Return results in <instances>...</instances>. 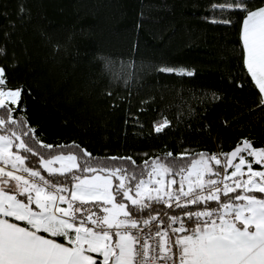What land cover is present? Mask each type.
<instances>
[{
	"label": "trees",
	"instance_id": "trees-1",
	"mask_svg": "<svg viewBox=\"0 0 264 264\" xmlns=\"http://www.w3.org/2000/svg\"><path fill=\"white\" fill-rule=\"evenodd\" d=\"M213 2L0 0V49L4 50L0 67L5 70L8 87L23 89L22 103H7L17 123L5 128L18 133L27 130L19 127L23 117L35 129L29 135L34 137L31 146L38 155L21 152L28 157L26 164L45 178L64 180L49 177L39 160L71 151L82 164L99 160L110 167H139L145 171L142 178L148 180L146 173L153 161L173 162L174 175L167 177L174 178L177 183L173 187L179 188V168L200 159L198 153H228L245 139L255 149L264 148L263 98L239 55L242 15L213 12ZM214 16H230L232 23L213 24ZM106 60L117 67L130 62L134 75L127 83L124 77L113 80L105 70ZM162 64L191 68L195 75L159 73L155 69ZM164 118L170 124L157 133L153 125ZM35 137L54 147H40ZM12 143L19 141L12 138ZM73 144L91 156H84L75 147H56ZM12 151L17 150L13 147ZM112 156L132 157L135 164L132 160L105 159ZM247 159L252 161L253 157ZM209 165L217 167L212 161ZM253 168L261 169V165L253 163ZM102 175L119 184L110 173ZM135 183L126 180V184ZM129 194L135 198L134 191ZM125 203L131 207L130 202ZM166 210V205L153 203L139 216L159 213L158 217ZM181 212L173 207L167 213ZM163 220L170 222L167 215Z\"/></svg>",
	"mask_w": 264,
	"mask_h": 264
},
{
	"label": "snow or ice",
	"instance_id": "snow-or-ice-1",
	"mask_svg": "<svg viewBox=\"0 0 264 264\" xmlns=\"http://www.w3.org/2000/svg\"><path fill=\"white\" fill-rule=\"evenodd\" d=\"M210 7L213 12L242 15L239 55L260 93L264 94V0L259 3L257 0H214ZM19 11L24 14L23 5ZM210 22L230 25L232 19L214 16ZM3 52L0 49V54ZM130 69V62H121L119 67L111 60L105 62V70L113 80L124 77L127 83V78L134 75ZM155 70L178 76L195 75L194 69L166 64ZM22 91V87H8L5 70L0 67V131L4 132L0 134V165H3L0 166V264H264V195H255L264 194V148L255 149L252 142L245 139L228 153H198L200 159L192 160L187 168H179V190H171V185L177 183L171 178L163 194L147 185L158 184L164 176H173L176 167L173 162L157 164L153 161L151 170L146 173L149 179L145 180L142 178L145 171L139 167H110L99 160L95 164H82L78 154L70 151L39 160L49 177H65L64 180L48 179L30 163L26 164L28 157L20 154L38 155L31 146L34 137L29 135L35 129L29 127L23 117L19 127L27 130L18 133L5 128L6 124L17 122L11 115L13 109L3 98L19 105ZM107 94L111 96L112 92ZM260 105L264 106V99L260 100ZM169 124L164 118L153 127L160 133ZM12 138L19 143L13 145ZM35 139L42 148L54 147L42 143L38 137ZM13 147L16 152L12 151ZM56 147H75L84 156H91L76 144ZM248 156L253 160L249 161ZM237 158L239 162L234 164ZM105 159L132 160V157ZM209 161L217 167H211ZM132 162L135 164L134 160ZM57 163L59 168L53 166ZM253 163L261 165V169H254ZM244 167L247 172L243 171ZM229 168L234 171L229 173ZM74 169L100 174L76 175ZM105 172L119 180V184L114 185L109 176L102 175ZM18 173H25L28 178ZM126 180L137 183L126 184ZM230 180L231 183L226 182ZM10 182H15L14 187ZM133 191L135 198L129 194ZM125 201L130 202L131 207ZM170 201H175L176 208L182 210L175 215L165 213L171 223L163 230L160 228L163 220L147 232L138 229L139 223L147 227L159 215L148 213L141 218L140 213L152 208L153 203L171 208ZM65 204L66 207L61 206ZM192 205L198 207L191 208ZM8 218L22 221L25 226ZM173 224L179 226L172 227ZM58 237L63 240L56 239ZM89 253H97L103 259Z\"/></svg>",
	"mask_w": 264,
	"mask_h": 264
},
{
	"label": "rangeland",
	"instance_id": "rangeland-1",
	"mask_svg": "<svg viewBox=\"0 0 264 264\" xmlns=\"http://www.w3.org/2000/svg\"><path fill=\"white\" fill-rule=\"evenodd\" d=\"M4 99V102L5 103H9V101H8V98L7 97H4L3 98ZM239 162V161H238ZM237 162V163H238ZM3 166V165H2ZM54 167H56V168H59L60 167V164L59 163H57V164H55V165H53ZM234 171V170H233ZM243 171H245V172H247V168L245 167V168H243ZM18 174H20V173H18ZM250 174V173H249ZM195 177H193L192 179H194ZM111 179V178H110ZM153 179H159V178H157V177H153ZM169 179H171V178H168L167 176H164L163 177V179L162 180H160V182L158 183V184H149V185H147V187L149 188V189H159L160 190V192H161V194H163L166 190H167V181L169 180ZM12 185H13V187H14V183L15 182H10ZM174 186V184L173 185H171V190L172 191H174V192H176V190H174L173 187ZM7 190V189H6ZM185 190H187V189H185ZM156 193L155 192H152V195H155ZM18 199H21V200H23V199H25L24 197H17ZM165 199H167V197L165 196L164 197ZM158 204H162V203H158ZM164 205V204H163ZM62 206V205H61ZM32 207L34 208L35 207V205H32ZM63 207V206H62ZM109 207H110V205H109ZM102 214V213H101ZM9 219V221L10 222H15V223H18V224H20L21 226H25L24 224H23V222L22 221H13L12 220V218H8ZM45 235H48V234H46V233H44ZM89 255H91V256H93L94 258H96V259H100V260H102L103 258H102V256H100V257H98L99 255L97 254V253H89Z\"/></svg>",
	"mask_w": 264,
	"mask_h": 264
},
{
	"label": "built area",
	"instance_id": "built-area-1",
	"mask_svg": "<svg viewBox=\"0 0 264 264\" xmlns=\"http://www.w3.org/2000/svg\"><path fill=\"white\" fill-rule=\"evenodd\" d=\"M220 159H221V161H222V163L224 162V157L223 156H221V157H219ZM0 166H2V165H0ZM21 175H24L26 178H28L27 177V174H25V173H20ZM247 177H245V179H246ZM227 183H231V180L230 181H226ZM184 198L182 197V200H183ZM170 203L172 204V207L171 208H173V207H176V203H175V201H170ZM171 208H169V207H167V210L165 211V213H167ZM165 213L162 215V216H158L157 217V219L155 220V221H151L150 222V224L147 226V227H145L144 225L143 226H138V229H142L144 232H147L148 230H149V228H153L154 227V225L155 224H157V223H159L160 222V220H163V216L165 215ZM164 221V220H163ZM169 223H171V222H169ZM169 223H163V224H161L160 225V228H161V230H163L164 228H165V226L167 225V224H169ZM179 225L178 224H173L172 225V227H178ZM133 231H136V230H133ZM168 232H169V235H171V230L170 229H168ZM149 243H152V241L150 240L149 241Z\"/></svg>",
	"mask_w": 264,
	"mask_h": 264
},
{
	"label": "crops",
	"instance_id": "crops-1",
	"mask_svg": "<svg viewBox=\"0 0 264 264\" xmlns=\"http://www.w3.org/2000/svg\"><path fill=\"white\" fill-rule=\"evenodd\" d=\"M255 83V82H254ZM256 84V83H255ZM257 86V85H256ZM259 89V88H258ZM262 95V98L264 99V94H261ZM245 168V167H244ZM195 179V178H194ZM174 190H176V189H179V188H177V187H174L173 188ZM185 189H187V183H185ZM63 207H66L67 205L65 204V205H62ZM98 257H100V256H98ZM99 259V258H98ZM100 260V259H99Z\"/></svg>",
	"mask_w": 264,
	"mask_h": 264
},
{
	"label": "water",
	"instance_id": "water-1",
	"mask_svg": "<svg viewBox=\"0 0 264 264\" xmlns=\"http://www.w3.org/2000/svg\"><path fill=\"white\" fill-rule=\"evenodd\" d=\"M236 160H237V159L233 160V163H234V164L236 163ZM229 169H231V168H229ZM229 169H228V170H229Z\"/></svg>",
	"mask_w": 264,
	"mask_h": 264
}]
</instances>
